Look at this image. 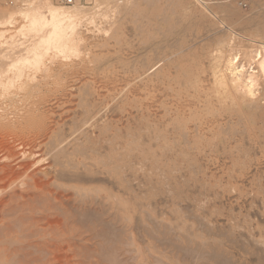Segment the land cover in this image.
Instances as JSON below:
<instances>
[{
  "label": "rangeland",
  "instance_id": "1",
  "mask_svg": "<svg viewBox=\"0 0 264 264\" xmlns=\"http://www.w3.org/2000/svg\"><path fill=\"white\" fill-rule=\"evenodd\" d=\"M50 2L82 13L36 59L39 0H0V264H264V78L205 138L170 120L233 106L218 80L264 44V0Z\"/></svg>",
  "mask_w": 264,
  "mask_h": 264
},
{
  "label": "bare ground",
  "instance_id": "2",
  "mask_svg": "<svg viewBox=\"0 0 264 264\" xmlns=\"http://www.w3.org/2000/svg\"><path fill=\"white\" fill-rule=\"evenodd\" d=\"M42 1L43 0H39L40 4H37L38 6H34L35 12H33V14L35 15L32 14L33 16L36 17L35 18L36 22H43V24H46V26H44L42 29L43 32L41 31V29L38 30L39 33L41 32L42 33L38 34L35 40L33 41L34 43L33 46L35 48L34 49L32 48V51L34 55L36 56L35 57L36 59L42 56V54L46 51V47H45L46 44L52 43L53 46H56L62 43L65 40V37L67 36V34L69 33L70 28L73 26V23L77 20V18L79 19L80 17L79 15H81L82 13V9L77 6L71 7V8H60L58 6L56 7L52 5L50 2L49 4L50 6L48 5V7H46L47 5L43 6ZM136 6L140 8L139 3ZM215 6L220 7L221 9L225 10V12L229 14L233 12V5L231 4L230 5L216 4ZM27 13L29 14L30 12H27ZM144 14H145L144 17L150 20V22L148 23H151L152 22L151 20L153 19L151 17H154V15H149L147 13H144ZM148 31H149V28L148 29L146 28L145 30L146 42H148L149 38L151 37ZM33 43H30V45ZM44 49L45 51L43 52ZM29 52L32 53L31 51ZM21 54H23V52ZM26 58L28 59V56ZM26 61L27 60H25V62ZM225 62H226V69H224L225 71L223 70L221 78L218 80L219 85H220L218 91L219 93L223 94V97L221 101L218 100V103L226 102L228 100L227 95H231L232 98L229 97V99L231 98L230 102L233 106L227 107L225 105H213V103L210 102L206 104L204 108H199V110H195V111L190 110L188 114L184 113L183 115H181V113L179 112L177 113L175 112L174 114H171L170 120L178 127L179 130L181 129L182 134H185L183 135L185 136V139H187L186 136L190 131L189 127H191L192 125H193L192 127H194L193 131L195 132V134L198 135L197 137L203 136L205 138V135H203L201 131L202 124H200L202 123L203 118L201 117L199 118V116H202L199 114H201L202 111L206 108L208 109L215 108V110L217 108L218 111L225 110V112L223 113H229V112L231 113L232 111H236V109H246L247 111H250V113H253L254 110H257L261 107L257 93H256V90H257L256 86H257V78H264V44H260V45L257 44V46H255L254 51L252 50L250 55L246 56V63L242 62V60H240V58H238L237 55H233L231 58H228L227 61ZM253 65L255 66L253 67ZM143 67H144L143 72H147L150 69L148 64L144 65ZM254 68H256L257 70ZM226 71L228 74H226ZM154 77H155V80L165 79L163 75L161 76L159 75V72H156L154 74ZM224 95H226V97ZM212 111L214 112V110ZM220 114L222 115V113ZM145 127H146V130L150 129V121L145 122ZM214 130L215 129H210L211 134L209 136L213 137L216 134ZM193 131H191L190 133H192ZM159 134L160 132L155 133L153 136L154 137L160 136L161 134L160 135ZM196 141H199V140H196Z\"/></svg>",
  "mask_w": 264,
  "mask_h": 264
},
{
  "label": "built area",
  "instance_id": "3",
  "mask_svg": "<svg viewBox=\"0 0 264 264\" xmlns=\"http://www.w3.org/2000/svg\"><path fill=\"white\" fill-rule=\"evenodd\" d=\"M76 0H62V2L67 3V4H72ZM230 2L236 3L238 6L244 8L249 6V0H228Z\"/></svg>",
  "mask_w": 264,
  "mask_h": 264
}]
</instances>
